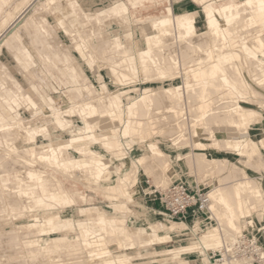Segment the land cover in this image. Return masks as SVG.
<instances>
[{
  "label": "bare ground",
  "instance_id": "1",
  "mask_svg": "<svg viewBox=\"0 0 264 264\" xmlns=\"http://www.w3.org/2000/svg\"><path fill=\"white\" fill-rule=\"evenodd\" d=\"M13 1V11L8 10ZM193 1L201 4L202 26L197 11L174 13L172 8L138 22L132 13L141 7L137 1L105 0L92 10L84 0H0V28L8 29L14 22L0 37V264H116L110 252L102 256L98 247L115 242L141 248L171 243L181 236L185 223L171 220L165 212L154 217L135 199L132 189L137 178L130 171L135 165L127 161L130 152L125 142L115 137L119 127L132 139L151 135L161 113L162 120L176 125L168 131L171 126L165 124L168 133L159 128L174 144L164 149L151 141L137 148L140 165L156 171L157 187L166 189L174 182L168 150L187 139L191 149L179 156L193 157L198 167L210 172L227 169L231 181L236 179L227 186L229 178L223 176L225 184L219 178L209 189V215L218 220V227H207L197 242L123 254L118 257L120 264H154L166 255L174 260L164 264H190L193 252H201V261L211 264L212 249L233 243L255 225V215H246V209L264 205V135L235 138L231 134L245 136L252 126L264 128V104L246 105L258 93L252 81L264 89V35L247 30L239 44L235 33L264 25V0H230L220 5L212 0ZM39 10L56 18V25L71 40L66 51L54 48L58 32L46 16L38 15ZM112 25H117L113 31ZM4 49L15 61L11 68L1 61ZM38 58L43 60L42 67ZM99 68L103 72L98 74L102 82L98 88L92 72ZM44 71L64 82V93L71 99L67 110L38 112L43 103L47 106L52 101L41 88L47 78ZM183 73L182 84L146 87L140 96L132 93L135 77L173 81ZM39 120L44 122L37 124ZM222 126L231 129L227 138L219 131ZM200 133L212 140L214 148L234 150L241 158L209 156L207 145L194 139ZM100 148L117 157L114 168ZM250 165L258 169L259 179L249 176ZM66 180L103 193L108 203L78 206L79 201H89L88 195L70 190ZM149 193L154 195V190ZM38 210L44 211L42 216ZM9 216L23 217L26 223L11 224ZM41 220L45 227L40 231ZM260 247L262 260L244 258L225 264H264ZM65 255L75 261H64ZM99 258L101 262H96Z\"/></svg>",
  "mask_w": 264,
  "mask_h": 264
},
{
  "label": "rangeland",
  "instance_id": "2",
  "mask_svg": "<svg viewBox=\"0 0 264 264\" xmlns=\"http://www.w3.org/2000/svg\"><path fill=\"white\" fill-rule=\"evenodd\" d=\"M141 1L144 4V6L141 7L139 10L133 11L134 17H135V19L138 22L143 21L146 18H150V17H153V16H158V15H162V14L167 13L166 9H167V6H168V0H155L152 3H151V0H141ZM171 1H173V0H171ZM229 1L230 0H219V1L218 0H212L211 2H214L215 5H220V4L224 3V2H229ZM233 1H235L237 3H241L242 0H233ZM146 2H149V3H146ZM156 2H158V4ZM194 2H196L197 4H199L201 6V4L199 2H197V1H194ZM242 3H243V1H242ZM15 5H16V3H15V1H13L11 4H8L6 6V8L8 10L13 11ZM38 12H39L38 15L46 16V18L48 19L49 24L53 25V27L58 32V34L56 36V39L54 40V48L57 47V48H61L64 51H66L68 49V45L71 43V40L68 37L64 36L62 29H60L56 25V23H55L56 18L53 19L50 16V13H48V12H44V11H41V10H39ZM1 17L2 16H0V22H1ZM13 23H14L13 21L10 22V24L7 26L8 29H10V26L12 27ZM258 27H259V29H258ZM258 27L257 28L253 27V28H248V29L244 28V30H240L239 29L238 32L235 33L236 39H239V44H241L243 42V38L246 37L245 33L248 32L250 34L251 33L250 31H252L253 29H255V30H253V31H255L254 33L260 34V35H264V25L261 24ZM260 27H261V29H260ZM111 28H113V30H114V29L117 28V25H112ZM240 28L242 29V26H240ZM8 29L7 28L6 29H1L0 28V35H1L0 37H2V35H4V33H6V31ZM2 30L4 31V33H2L3 32ZM248 33H247V35H248ZM25 42L26 43L29 42L27 37H25ZM60 43H61V45H60ZM30 49L35 54H37V52H36V50H34L33 46H31ZM176 53L179 54V49H176ZM192 59L193 58H191L190 60H192ZM1 61L3 62L4 65H6L9 68H11L12 65L14 66V63H15L12 54H10L7 49H4V55H3L2 59H1ZM60 62H62V61H60ZM38 63L40 64V67H42L43 60L41 58H38ZM251 66L256 67V63H252ZM45 68H43V70L47 71L48 67L46 69ZM99 69L100 70L97 71V72H92V80L94 81V83L96 84V86L98 88L101 87V85H102V82H100V78L98 77V74L100 72H103V69L102 70H101V68H99ZM254 69L256 70L257 68H254ZM43 73L45 75L44 78L45 77H47V78L45 79V83L43 85H41V88L42 87H43L42 89L45 88L43 90V91H45V94H47L48 96H50L52 98L51 105L53 104L54 107L51 106V105H47L46 106V104L43 103L44 106L47 107L46 108V107H43V104L41 103L42 105L39 104V106L40 105L41 106L39 107V111L38 112L42 113L46 109H47L46 111H48V110L51 111V108L55 109L57 111H60V112H63L64 110H67L66 108H68L69 105L71 104V99H70V97H69V95L67 93H64V91L66 90V88L64 86V82H62L59 79H54L57 76L51 77V74L49 75L45 71ZM182 77L185 78V73L181 74L177 79H174L173 81H168V80L163 81V80H160V79L145 81V79L142 76H138V77L133 78V80H135L136 78L137 79L135 81H133L134 83L131 84V86H132L131 90L133 91L132 93L134 95L140 96V95L145 93V88L146 87H157V88L161 89V88H163L165 86H168L170 84H179V83L182 84V82H181L182 81V79H181ZM59 78H64V77H59ZM189 78H193L191 74L189 75ZM104 80L106 82H109L110 78L106 77V78H104ZM64 81H65V78H64ZM251 84H252V86L255 89L258 90V93H257V95H255L256 97H254V98L252 97L253 99H250L252 103H248L246 105L258 108L259 107L258 105H260V103H259L260 101L264 104V89L260 88L259 84H257V82H255V81L254 82L252 81ZM114 86H115V84H114ZM134 87H136L137 89H135ZM260 92H261V94H259ZM248 95H250V94H248ZM221 102L222 101L220 100V103ZM21 105H22V107L24 109L28 110V105L27 104L23 103ZM156 117L158 118L159 121L157 122L158 125H155V126L158 127V128H156L153 131V133L151 135H149V136H146V137L145 136L144 137L141 136L138 139H132L130 137H127V136L123 135L121 127H119L120 130H117V132L115 133V137L118 138V139L122 138L121 139L122 142H125L126 147L128 148V151L130 152L127 161L128 162H132L133 161V163L135 165V167L132 166L131 167L132 169L130 170L132 172L131 173L132 176L135 174L133 177L137 178V180H136V182H135V184L133 186L132 193H133L135 199L137 201H139L138 203H142V205H144L145 207H148V209L150 211V215H153L154 217L157 216V214H156L157 212H163V210L160 207V204H159L158 200L154 199L156 193H154V195L149 193L150 191H153L155 189V187H157V185L155 184L156 183V179H155L156 171H154V169H150L149 167L148 168L150 170L148 168H146V164H144V165L141 164L140 165V163H139V161L137 159L138 156H139V152H138L137 148L139 147V143L148 144L151 141H157L159 143V145L161 146V148L163 147L164 149H167V144H170V143L174 144V141L171 139L170 135L167 136L165 134H167L168 131H172L171 129L174 130V127H176V125H172L174 123V122H172V120H169L170 122L168 121V119H167V121H166V119H164L165 121L162 120V117H163L162 113L159 114V115H156ZM146 121H148L147 118H146ZM43 122L39 120L36 123L37 124H42ZM169 123H172V124L169 125ZM165 124L168 127L169 126H171V127L167 128V126ZM162 126H163V128H165V130H166V128L168 129V131L166 130L167 133H165L164 135H162L160 133V129H162ZM164 126H166V127H164ZM187 129L188 128H186V130ZM230 130L231 129L227 128L226 126H222L219 129V131H222L223 133H225V135H224L225 138H227L230 135ZM188 132L189 131L187 130L186 136H187V134H190V132L189 133ZM231 135L233 137H235V138H241V137L260 138V137H262L264 135V128H260L259 126H252L251 129L249 130V134H247L245 136H242V135H239V134H231ZM67 136L69 138H71V136L69 134ZM205 137L206 136H204L203 133H200V134H198V137H196L194 139L199 141V142L203 141L207 145L208 150L210 149L209 150V156L211 154L213 156H224L226 158H229L230 161H235V160H238L239 158H241L240 156L237 155V152H235L234 150L226 149L225 147H221L220 149L214 148L215 146H213L212 143H211L212 140L209 139V138H205ZM187 138H188V136H187ZM187 141H188V139H187ZM187 141L185 140V144H184V141H183V143H180L181 144L180 146H175L174 149H172V150L169 149L168 150V152L170 154V158L168 159L170 161V165L173 162L172 165H171L173 167L172 170H171V174H172V179L173 180H171V181H176L178 179L187 180L190 183H192L193 185L200 184L208 192L213 188V186L216 183H219V178L222 181V182L221 181L220 182L225 184L226 181L223 182V180H226L224 177L229 178L228 176H231V173L229 172V170H227V169L221 170V171H219V173H218V170H216L214 172H210V170H206V169H208L207 167H204V168L203 167H198L195 164L194 160H192L193 157L192 158L190 157L188 159L184 155L183 156H181V155L179 156L180 152L186 154L187 152L190 151L191 148H190L189 144H187ZM206 141H207V143H206ZM84 142L88 143V141H84ZM85 145H89V143L85 144ZM98 150L105 156V158L107 160L111 161L112 168H114L119 163V161L117 160V157H113L112 154L105 153V151L102 150L101 148L98 149ZM174 164H176V165H174ZM255 168H256L255 165L253 167L251 165H250V167L247 166V170H248L249 176L255 177V179H259L258 176H260V173H259L258 169L257 168L255 169ZM133 169H134V171H133ZM124 170L126 171V169H123V172H121L120 175H123V173L125 172ZM151 172L154 173V174H152ZM228 172L230 174H228ZM221 178H223V179H221ZM113 179L115 181L117 179V176L115 175ZM229 179H227V182L225 184L227 186H229L228 184L232 185V181H234L236 179V177H234L233 178L234 180L232 179V181H231V179L229 181ZM147 181H149V182H147ZM263 182H264V179H263ZM65 184L67 185V187L70 190L77 189L80 192L86 193L88 195L89 201L88 202L79 201L78 206H101V205H104V204L108 203V200L104 197L103 193L94 192L91 189H89L86 186H84L83 184L75 183V182H73V180H66ZM170 184H171V182H170ZM263 195H264V185H263ZM263 203L264 202H262V204ZM256 206L251 205V207L249 206L246 209V215H251V214L255 215V219H254L255 225L254 226H250L249 230L247 231V233L248 234H250V233L251 234H255L257 236L258 240H259V244H261L263 246V248H264V211H262L264 209V207H263L264 205L262 206L261 203H260L257 207ZM261 206H262V209H261ZM251 208H253V209H251ZM70 209L73 212H75V208H70ZM42 212L44 213L43 210H42ZM43 213H41V210H38V214L40 216H42ZM9 217H10V219H8V222H10L11 224L16 223L17 226H22V225H24L26 223V219L23 218V217H19V216H14V217L9 216ZM173 221H178V220H173ZM244 222H245L244 219H241V223L245 224ZM1 223L2 222H0V226L2 225ZM187 225L188 224H186V227H185L184 232H183L184 235L182 234L181 236L179 235V236L175 237L174 242H171V243L152 245V246H148V247L143 246V247L139 248L138 245H136V244L134 245V247H133V245H130V247H129V245H128V247L127 246L124 247L123 245H119L118 243L112 242V243L107 244L106 247H105V245L101 246L100 248L98 247V249H100V250L99 251L97 250V251L100 252V254L102 256H104L103 254H105L107 256L109 254V252H110V255L112 254L113 256L112 255L111 256L108 255V256L111 257V259L114 258L113 260L115 261L116 264H120V262L118 261V257L122 256L123 254H126V253L129 254V255H134V254L136 255L139 252H141V253H146V252L147 253L148 252L151 253L153 251L155 252L158 248L165 247V246H170V245L176 244V243L178 245L179 244L180 245H185V244H187L189 242H197L198 241L197 240L198 236H201L204 232H206L207 227H211L212 225L218 227L219 224H218V220L216 221V219H213V220H209L208 219V220H205L204 222H202L200 225H198L196 227H194L192 223L190 225H188V226ZM43 227H45L44 221L41 220V221H39L37 228H39V230L41 231L43 229ZM146 228H147V226L143 227L144 231L146 230ZM194 233H196V236H195ZM76 236H77V234L71 235L72 238H74ZM111 238H112L111 240H114V237H111ZM102 247H103V249H102ZM118 248H119V250H118ZM182 256H184V255H182ZM189 258H190V264H204L201 261V259L203 258V255L201 254V252H193V253H191L189 255ZM69 259H70L69 256H67V255L64 256V261H66L68 263L72 262L71 260H73V259H71V260H69ZM158 259H159V263H154V264H164V262L174 260L173 256H171V255L161 256V257L157 258V260ZM67 260H69V261H67ZM74 261L75 260H73V262ZM96 262H101V259L100 258L97 259ZM137 264H141V263H137Z\"/></svg>",
  "mask_w": 264,
  "mask_h": 264
},
{
  "label": "built area",
  "instance_id": "3",
  "mask_svg": "<svg viewBox=\"0 0 264 264\" xmlns=\"http://www.w3.org/2000/svg\"><path fill=\"white\" fill-rule=\"evenodd\" d=\"M149 182V181H147ZM155 200L170 219L191 223L194 227L205 220H211L209 215V192L200 184L193 185L187 180L178 179L166 189L155 187ZM259 240L255 234L239 235L233 243L225 242L220 248L212 249L209 254L211 264L231 263L236 259L255 258L262 260Z\"/></svg>",
  "mask_w": 264,
  "mask_h": 264
},
{
  "label": "crops",
  "instance_id": "4",
  "mask_svg": "<svg viewBox=\"0 0 264 264\" xmlns=\"http://www.w3.org/2000/svg\"><path fill=\"white\" fill-rule=\"evenodd\" d=\"M104 1L105 0H84L85 3L90 4V8L92 10H95L97 7H99V4L104 3ZM127 1H137V2L141 3V7L144 6V4L142 3L141 0H127ZM154 1L155 0H151V3L154 2ZM146 3H149V2H146ZM156 3L158 4V2H156ZM168 8H172V11L174 13H176V12H184L186 10L197 11L198 12V16H197L198 24L200 26H202L204 24V14H203V11H202V7L199 4H197L196 2H194L193 0H173V1L168 0L167 9ZM132 13H133V11H132ZM133 16H134V13H133ZM110 30L113 31V28H110Z\"/></svg>",
  "mask_w": 264,
  "mask_h": 264
}]
</instances>
